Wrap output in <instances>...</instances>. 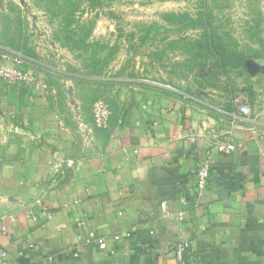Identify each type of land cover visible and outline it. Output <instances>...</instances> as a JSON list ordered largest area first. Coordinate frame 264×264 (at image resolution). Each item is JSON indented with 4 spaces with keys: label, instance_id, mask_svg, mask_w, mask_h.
<instances>
[{
    "label": "crops",
    "instance_id": "1",
    "mask_svg": "<svg viewBox=\"0 0 264 264\" xmlns=\"http://www.w3.org/2000/svg\"><path fill=\"white\" fill-rule=\"evenodd\" d=\"M143 91L121 133L84 146L23 85L0 81V264H176L180 241L189 264H264V114L252 133ZM219 134L232 153L212 151ZM206 146L212 175L198 195Z\"/></svg>",
    "mask_w": 264,
    "mask_h": 264
},
{
    "label": "rangeland",
    "instance_id": "2",
    "mask_svg": "<svg viewBox=\"0 0 264 264\" xmlns=\"http://www.w3.org/2000/svg\"><path fill=\"white\" fill-rule=\"evenodd\" d=\"M6 53L28 60L43 88L26 89L84 146L126 128L139 89L227 124L245 101L264 114V0H0Z\"/></svg>",
    "mask_w": 264,
    "mask_h": 264
},
{
    "label": "built area",
    "instance_id": "3",
    "mask_svg": "<svg viewBox=\"0 0 264 264\" xmlns=\"http://www.w3.org/2000/svg\"><path fill=\"white\" fill-rule=\"evenodd\" d=\"M28 64V60L17 53H6L0 54V81L4 82L8 85H17L21 84L25 88L33 85L36 89H42L43 84L39 81L35 82V78L32 74L24 70L23 66ZM30 88V87H29ZM239 112L242 116L230 115L231 120L233 121L230 124H236V120L238 122L244 121L245 123L252 124L250 130L255 132V121L249 117L250 106L247 101L242 103L238 108ZM227 115L223 114L218 117V121L220 123H225V118ZM95 122L99 127H106V114L105 112L100 114L95 113ZM241 122V123H244ZM212 142V151L216 154H230L234 151L235 144L232 140V136L229 134H219L213 136ZM190 141L192 143L195 142V138L190 136ZM210 146H206V151L203 156H201L199 163L196 165L194 170L195 177V189L198 195H201L204 189L208 186L211 175H212V159L211 155H209ZM182 206L184 207L180 211L176 213V217L179 220H183L186 214L185 206L186 202L184 200L181 201ZM161 208L164 213H168L165 203H161ZM89 238H94V234L89 231ZM96 242L99 244V247H102V240L96 239ZM176 252V264H189L187 258L189 257L190 245L188 241H180L176 244L174 248ZM201 256V255H200Z\"/></svg>",
    "mask_w": 264,
    "mask_h": 264
},
{
    "label": "trees",
    "instance_id": "4",
    "mask_svg": "<svg viewBox=\"0 0 264 264\" xmlns=\"http://www.w3.org/2000/svg\"><path fill=\"white\" fill-rule=\"evenodd\" d=\"M219 116H217V118H218Z\"/></svg>",
    "mask_w": 264,
    "mask_h": 264
}]
</instances>
